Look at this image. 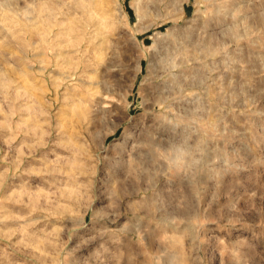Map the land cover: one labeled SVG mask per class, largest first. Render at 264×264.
Returning <instances> with one entry per match:
<instances>
[{
  "label": "rangeland",
  "instance_id": "obj_1",
  "mask_svg": "<svg viewBox=\"0 0 264 264\" xmlns=\"http://www.w3.org/2000/svg\"><path fill=\"white\" fill-rule=\"evenodd\" d=\"M41 2L0 36V264H264V0Z\"/></svg>",
  "mask_w": 264,
  "mask_h": 264
},
{
  "label": "bare ground",
  "instance_id": "obj_2",
  "mask_svg": "<svg viewBox=\"0 0 264 264\" xmlns=\"http://www.w3.org/2000/svg\"><path fill=\"white\" fill-rule=\"evenodd\" d=\"M40 1V3H42L41 2V0H39ZM82 1V0H81ZM96 1H98L99 2V0H96ZM133 2V1H132ZM23 3V6L22 7H25V8H30L31 7V9L30 10H27V11H30L29 13H31L30 15H28L27 16V21H26V24H25V26H26V30H33V28H37L38 26H39V24H41L39 21H40V19L42 18V20H41V22L43 21V17H42V15H44L43 13V8H42V6H40V3H38L39 5H38V7H36V8H34L33 6L34 5H37V4H34L33 5V3H34V0H0V36H3V35H5L6 33H9L10 31H13V29L11 30V27L13 26L14 27V24L15 23H18V16H17V11H19V10H21V6H19V5H21ZM94 3V2H93ZM96 3V2H95ZM46 4H48V3H46ZM33 5V6H32ZM91 5V4H90ZM93 5V4H92ZM91 5V6H92ZM97 5V4H96ZM103 5V4H102ZM44 6V5H43ZM51 6V5H50ZM101 6V4L98 6V7H100ZM47 7V6H46ZM90 7V6H89ZM103 7V6H102ZM52 8V7H51ZM104 8V7H103ZM138 8V7H137ZM48 9V8H47ZM94 9V8H93ZM105 9V8H104ZM138 10H139V8H138ZM138 10H137V13H136V17H137V19H136V22H135V24H134V26H133V29H134V31H135V33L136 32H140L141 31V29H143L141 26H140V24H141V22L143 21V18H145V17H143V15L142 14H140L139 12H138ZM83 11V10H82ZM105 12V11H104ZM118 12L120 13V14H123V13H125L124 11H123V8H122V6H121V4H119V6H118ZM58 13V12H57ZM88 13V12H87ZM19 14V13H18ZM48 14V13H47ZM49 15V14H48ZM53 15V14H52ZM51 15V16H52ZM50 16V17H51ZM80 16V15H79ZM98 16V15H97ZM20 17V16H19ZM53 18V17H52ZM66 18V17H65ZM73 18V17H72ZM47 19V18H46ZM45 19V20H46ZM67 19H69V18H67ZM102 19V18H101ZM20 20V19H19ZM54 20V19H53ZM62 20H65V19H62ZM78 20V19H77ZM108 20V19H107ZM107 20H106V22H107ZM21 22V21H20ZM45 22V21H44ZM47 22V21H46ZM83 22V21H82ZM97 22V21H96ZM95 22V23H96ZM49 23V22H48ZM53 23V22H52ZM100 23V22H99ZM21 24V23H20ZM20 24H18V26H20ZM51 24V23H50ZM78 24V23H77ZM133 24V23H132ZM22 25V24H21ZM41 25H43V24H41ZM46 25V24H45ZM53 25H55V24H53ZM79 25V24H78ZM100 25V24H99ZM23 26H24V24H23ZM46 26H48V25H46ZM50 26V25H49ZM71 26V25H70ZM80 27H81V25H79ZM78 26V27H79ZM96 26V25H95ZM102 26V25H101ZM101 26H99V27H101ZM68 28V27H67ZM71 28H73V27H71ZM76 28V27H75ZM39 29V28H38ZM46 29V28H45ZM68 29H70V28H68ZM81 29V28H80ZM79 29V30H80ZM82 29H83V27H82ZM127 29V28H126ZM20 30H21V28H20ZM40 30V29H39ZM65 30V29H64ZM75 30V29H74ZM78 30V31H79ZM25 31V30H24ZM34 31V30H33ZM38 31V30H37ZM127 31V30H126ZM32 32V31H31ZM30 32V33H31ZM67 32V31H66ZM68 32H70V31H68ZM25 33V32H24ZM58 33V32H57ZM48 34V33H47ZM63 34H65V33H63ZM69 34V33H68ZM84 34H86V33H84ZM95 35H96V33H94ZM16 35H18V34H16ZM31 35H32V33H31ZM35 35V34H34ZM66 35V34H65ZM161 35V34H160ZM14 36V35H13ZM79 36V35H78ZM97 36V35H96ZM42 37H44L45 38V35L44 36H42ZM84 37V36H83ZM156 37H158V36H156ZM4 38V37H3ZM35 38V37H34ZM96 38V37H95ZM5 39H7L6 37H5ZM8 39H9V37H8ZM76 39H77V36H76ZM80 39V38H79ZM78 39V40H79ZM94 39V38H93ZM93 39H92V37H91V35L90 36H88L87 38H86V47H85V49H78V51H81V53L83 54L82 56H84V59H82L83 57H80L79 59H78V62L76 63V66H75V70L72 72V74H69L68 76H67V78L69 79V78H71V79H73V77L75 76V75H78V74H80V73H82V72H85V69H86V67L88 66V65H90V63H91V61H92V59H91V57L93 56H91V57H89L90 56V53H94L95 55H98V57L99 56H101L102 58L104 57V58H106V59H110V58H112V54L115 52V51H117V49L112 53V49L110 48V46H108V43H107V41L105 40V41H102L101 43H99V45L100 46H95V45H93ZM78 40H77V42H78ZM99 40V39H98ZM3 42H5L4 40H2ZM80 41H81V39H80ZM2 42V44H5V43H3ZM79 43V42H78ZM77 43V44H78ZM81 43V42H80ZM104 43H105V45H104ZM39 44V43H38ZM60 44V43H59ZM37 45V44H36ZM98 45V44H97ZM59 46V45H58ZM4 47V46H3ZM36 47V46H35ZM113 48V47H112ZM36 49V48H35ZM115 49V48H114ZM161 49V48H160ZM163 49V48H162ZM68 51V50H67ZM160 51V50H159ZM161 52V51H160ZM71 53V52H70ZM78 53V52H77ZM79 54V53H78ZM77 54V55H78ZM76 55V56H77ZM89 55V56H88ZM75 56V57H76ZM60 57V56H59ZM66 57V56H65ZM156 57V56H155ZM67 58V57H66ZM70 58V57H69ZM73 58V57H72ZM72 58H71V60H72ZM93 58V57H92ZM97 58V57H96ZM95 58V59H96ZM164 58V57H163ZM162 58V59H163ZM99 59V58H98ZM75 60H77V59H75ZM101 60H103V59H101ZM166 60V59H165ZM164 60V61H165ZM67 61V60H66ZM157 61V60H156ZM68 62V61H67ZM66 62V63H67ZM73 62H75V61H73ZM98 62V61H97ZM96 62V63H97ZM108 62V61H107ZM107 62H106V64L105 65H107ZM159 62V61H158ZM170 62H171V60H170ZM95 63V62H94ZM93 63V64H94ZM100 63V62H99ZM175 63H176V60H175ZM47 64H49V63H47ZM73 64V63H72ZM72 64H70V65H72ZM159 64V63H158ZM168 64H171V63H168ZM50 65V64H49ZM69 65V66H70ZM176 65V64H175ZM174 65V66H175ZM73 66V65H72ZM102 66V65H101ZM112 66H115V65H112ZM168 66V65H167ZM82 67H83V69H82ZM104 67V66H103ZM118 67V66H117ZM117 67H113V68H117ZM105 68V67H104ZM119 68V67H118ZM117 68V69H118ZM166 68L167 67H165V71H166ZM69 69H70V67H69ZM88 69H90V68H88ZM96 69V68H95ZM102 69V68H101ZM98 70V69H97ZM161 70V69H160ZM43 71V70H42ZM60 72V71H59ZM64 74H66V73H64ZM162 74V73H161ZM172 74V73H171ZM92 75V74H91ZM80 76V75H79ZM89 77H90V75H88ZM66 77V76H65ZM67 78H64V79H67ZM83 78V77H82ZM88 78V77H87ZM85 79V78H84ZM166 82V81H165ZM81 84H82V86L83 87H87L86 86V83L85 82H83V81H81L80 82ZM162 86V85H161ZM67 87V86H66ZM165 88L166 87H164V91H165ZM71 89V88H70ZM83 89V88H82ZM160 90V89H159ZM80 91V90H79ZM69 92V91H68ZM71 92V91H70ZM170 92V91H169ZM69 95H71V94H69ZM78 95V94H77ZM160 99V98H159ZM163 99V98H162ZM84 100V99H83ZM155 133V132H154Z\"/></svg>",
  "mask_w": 264,
  "mask_h": 264
}]
</instances>
